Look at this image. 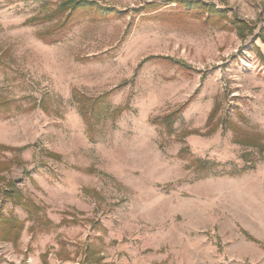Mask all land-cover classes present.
I'll return each mask as SVG.
<instances>
[{"label": "rangeland", "instance_id": "374dc122", "mask_svg": "<svg viewBox=\"0 0 264 264\" xmlns=\"http://www.w3.org/2000/svg\"><path fill=\"white\" fill-rule=\"evenodd\" d=\"M75 1L0 0V264H264V0Z\"/></svg>", "mask_w": 264, "mask_h": 264}, {"label": "trees", "instance_id": "16d2710c", "mask_svg": "<svg viewBox=\"0 0 264 264\" xmlns=\"http://www.w3.org/2000/svg\"><path fill=\"white\" fill-rule=\"evenodd\" d=\"M81 1H86L87 2V0H76L75 1V4H77L78 6H80V7H82V2ZM178 1H180V0H178ZM79 2H81V3H79ZM180 2H185L186 3V5H188V7H194L193 5H201L202 6V8H205V9H208L210 12H211V14H213V16H216V15H220L221 14V12L223 11V10H220L219 8H216L215 6H212L211 4H208V3H206V2H201V1H198V2H194V1H192V0H188V1H180ZM201 6H199L198 8H200ZM208 7V8H207ZM240 22H242L243 23V25L241 24V25H239L238 26V35L239 36H241V37H243L244 38V36H245V32H244V30L246 29V28H250V26H248V22H247V24H246V22H244V21H240ZM263 31H264V28H263ZM261 36H264L263 34H260V36L259 37H261ZM263 40H264V37H263ZM259 55L262 57V59L264 60V54H263V52H262V50H260L259 49ZM107 96V95H106ZM106 96H99L97 99H94V104L96 103L97 104V107L101 110V111H108L109 109H110V107H111V105H105V106H103L104 104H103V102L101 101L102 100V98L104 99ZM85 100H87V99H80L79 98V101H80V107H81V109H82V105H83V107H84V110H81L82 111V113H83V117H84V120H85V122H86V124H87V126L89 127V130H91V127L93 126V122L94 121H92V114H93V109L92 110H88V109H86V107H85V103H84V101ZM106 108V109H105ZM114 112H113V114H114V117H116V116H118V115H120L121 113H122V109H120V108H117L116 110H113ZM214 115V114H213ZM171 116L172 115H168V116H166L164 119H163V123L164 124H168V126L172 123L171 122ZM0 147H2V148H5V146H0ZM245 169V168H244ZM18 195V197L20 198V200H19V203H25V202H23V201H21V199H22V197H21V194L20 193H18L17 194ZM10 196H11V194H10ZM16 221V223L18 224L19 223V226L20 225H22V222H20L19 220H15Z\"/></svg>", "mask_w": 264, "mask_h": 264}, {"label": "crops", "instance_id": "0c3cea01", "mask_svg": "<svg viewBox=\"0 0 264 264\" xmlns=\"http://www.w3.org/2000/svg\"><path fill=\"white\" fill-rule=\"evenodd\" d=\"M263 50V49H262ZM264 51V50H263Z\"/></svg>", "mask_w": 264, "mask_h": 264}]
</instances>
